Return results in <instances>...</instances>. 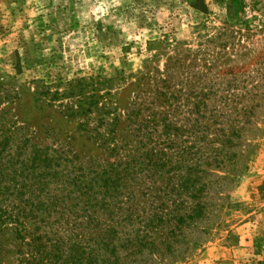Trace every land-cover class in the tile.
Masks as SVG:
<instances>
[{
  "label": "rangeland",
  "instance_id": "obj_1",
  "mask_svg": "<svg viewBox=\"0 0 264 264\" xmlns=\"http://www.w3.org/2000/svg\"><path fill=\"white\" fill-rule=\"evenodd\" d=\"M150 114L175 150L224 164L206 217L150 264H264V0H0V119L32 146L119 162L101 137L118 120L120 146ZM0 238V264H19L22 242Z\"/></svg>",
  "mask_w": 264,
  "mask_h": 264
},
{
  "label": "trees",
  "instance_id": "obj_2",
  "mask_svg": "<svg viewBox=\"0 0 264 264\" xmlns=\"http://www.w3.org/2000/svg\"><path fill=\"white\" fill-rule=\"evenodd\" d=\"M140 112L131 111V126ZM137 125L119 146L114 120L113 136L101 138L119 162L86 168L64 151L32 146L0 119V232L22 242L19 264H150L173 255L184 231L206 217L209 172L223 163L175 150L168 116Z\"/></svg>",
  "mask_w": 264,
  "mask_h": 264
}]
</instances>
